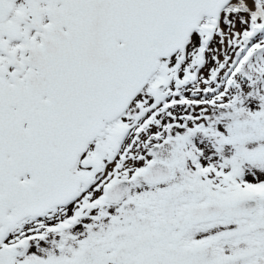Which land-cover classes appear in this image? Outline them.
Listing matches in <instances>:
<instances>
[{
  "label": "snow or ice",
  "instance_id": "snow-or-ice-1",
  "mask_svg": "<svg viewBox=\"0 0 264 264\" xmlns=\"http://www.w3.org/2000/svg\"><path fill=\"white\" fill-rule=\"evenodd\" d=\"M0 264H264V0H0Z\"/></svg>",
  "mask_w": 264,
  "mask_h": 264
}]
</instances>
